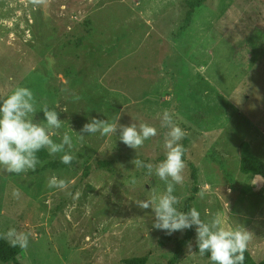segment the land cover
Masks as SVG:
<instances>
[{"label": "rangeland", "instance_id": "obj_1", "mask_svg": "<svg viewBox=\"0 0 264 264\" xmlns=\"http://www.w3.org/2000/svg\"><path fill=\"white\" fill-rule=\"evenodd\" d=\"M186 1L48 0L34 9L30 0H0V99L29 88L37 122H46L43 104L55 108L62 127L53 139L67 132L76 161L66 169L41 163L27 173L0 171V233H31L21 264L168 262L185 230L166 235L153 228V210L137 202L163 193L166 184L131 162L155 166L165 158V109L188 140L175 206L185 212L193 196L189 204L202 220L219 215L232 228L244 227L252 233L247 250L264 259V183L239 171L243 157L264 162V0H206L178 34ZM93 117L143 121L157 136L137 150L118 131L84 133L80 141L77 133ZM86 167L90 174L81 179ZM53 175L69 188H48ZM193 228L175 264H211L194 252Z\"/></svg>", "mask_w": 264, "mask_h": 264}, {"label": "clouds", "instance_id": "obj_2", "mask_svg": "<svg viewBox=\"0 0 264 264\" xmlns=\"http://www.w3.org/2000/svg\"><path fill=\"white\" fill-rule=\"evenodd\" d=\"M47 2L48 0H30L34 9L45 6ZM41 111L46 122H37L33 119L36 113V100L33 92L27 87L18 86L5 98L0 99V171L9 174L35 171L37 165L42 163L37 155L41 150H46L52 157L62 154L61 163L71 164L74 159L70 154L74 147L72 137L64 132L60 141L55 142L53 137L58 135L62 121L58 118L55 108H49L46 103L42 105ZM118 121L119 117L115 122L93 117L82 126L77 138L83 141L84 133H99L103 137L117 134L118 131L119 140L127 147L137 150L146 140L157 136L156 127L146 122L133 120L129 125H122ZM160 127L167 129L163 145L165 158L155 166L151 163L145 164L138 158L131 162L135 168H146L149 177L154 173L165 182L166 189L163 193L154 192L151 198L138 201V206L141 209L153 210V228L164 231L166 235H172L177 231L183 232L195 226L199 254L203 256L208 253L211 264H244V254L252 239L250 231L244 227L228 226L226 220L219 215L204 221L196 208L184 212L175 206L178 199L173 195L174 186L182 184L184 180L185 149L180 141L185 138L186 132L177 124L173 113L168 109L163 110L160 116ZM69 183L53 175L48 179L47 187L65 191L69 188ZM66 194L73 195L70 191ZM12 195L19 199L20 190L14 188ZM197 195L203 198L204 192H198ZM30 235V232L18 231L11 227L0 233V239L5 240L11 247L26 250ZM188 250L191 253V245Z\"/></svg>", "mask_w": 264, "mask_h": 264}, {"label": "trees", "instance_id": "obj_3", "mask_svg": "<svg viewBox=\"0 0 264 264\" xmlns=\"http://www.w3.org/2000/svg\"><path fill=\"white\" fill-rule=\"evenodd\" d=\"M205 2L206 0H187L186 1L187 11L185 13L183 23L180 25V28L178 29L179 31L178 34L185 31V29L190 25L192 21L195 10L201 7ZM182 145L184 146V149L186 150L187 145H188V140L184 139L182 142ZM37 155L39 159L41 160V162L44 163V166H43L44 169H47V168L54 169V170L55 169H66L76 164V161L74 159L71 162V164L61 163L60 159L49 160V155L47 154L46 150H41L40 152L37 153ZM102 166L103 164L101 163V161H97L95 164L96 169ZM90 170L91 168L86 167L81 173V179L87 178L90 174ZM190 170H191V179L195 180V168L192 164L190 165ZM239 171L244 175H251V176L257 177L261 179L264 183V162L256 156L250 155V156L241 158L239 162ZM193 193L194 194L197 193L195 188L193 190ZM191 201H193V196H190L185 201V212L191 209V205L189 204L191 203ZM193 232H194L193 227L190 229H185L183 237L176 242L175 251H174L173 256L168 260L166 264H175L176 261L182 256L184 247L187 246L191 242ZM193 250L197 255H200L198 246L196 244V240L193 241ZM22 251L23 250L20 249L19 247H11L5 240L0 239V262H3V263L11 262L12 264H21L18 259ZM244 255H245L244 264H264V259L260 261H255L252 258L248 250H246ZM202 257H204L209 262H211L209 259L208 253H205ZM124 264H146V259L144 258L127 259L124 261Z\"/></svg>", "mask_w": 264, "mask_h": 264}, {"label": "crops", "instance_id": "obj_4", "mask_svg": "<svg viewBox=\"0 0 264 264\" xmlns=\"http://www.w3.org/2000/svg\"><path fill=\"white\" fill-rule=\"evenodd\" d=\"M0 264H12V263L11 262H7V263L0 262Z\"/></svg>", "mask_w": 264, "mask_h": 264}, {"label": "bare ground", "instance_id": "obj_5", "mask_svg": "<svg viewBox=\"0 0 264 264\" xmlns=\"http://www.w3.org/2000/svg\"><path fill=\"white\" fill-rule=\"evenodd\" d=\"M211 185V184H210Z\"/></svg>", "mask_w": 264, "mask_h": 264}, {"label": "built area", "instance_id": "obj_6", "mask_svg": "<svg viewBox=\"0 0 264 264\" xmlns=\"http://www.w3.org/2000/svg\"><path fill=\"white\" fill-rule=\"evenodd\" d=\"M210 185V184H209Z\"/></svg>", "mask_w": 264, "mask_h": 264}]
</instances>
